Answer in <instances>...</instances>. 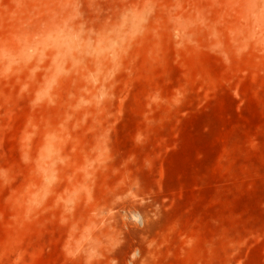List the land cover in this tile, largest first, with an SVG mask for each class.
<instances>
[{
	"label": "rangeland",
	"instance_id": "rangeland-1",
	"mask_svg": "<svg viewBox=\"0 0 264 264\" xmlns=\"http://www.w3.org/2000/svg\"><path fill=\"white\" fill-rule=\"evenodd\" d=\"M0 264H264V0H0Z\"/></svg>",
	"mask_w": 264,
	"mask_h": 264
},
{
	"label": "bare ground",
	"instance_id": "bare-ground-1",
	"mask_svg": "<svg viewBox=\"0 0 264 264\" xmlns=\"http://www.w3.org/2000/svg\"><path fill=\"white\" fill-rule=\"evenodd\" d=\"M134 19H136V18L134 17ZM131 20H132V19H131ZM136 20H137V19H136ZM136 20H133V21H136ZM131 23H132V22H131ZM133 24H137V22H136V23L133 22ZM133 24H131V25L134 26ZM133 28H134V27H133ZM118 33H119V32H118ZM51 35H52V34H51ZM52 36H53V35H52ZM55 36H56V35H55ZM123 36H124V35H123ZM49 38L52 39V37H49ZM49 38H48V39H49ZM53 39H54V38H53ZM58 39H59V38H58ZM58 39H57V40H58ZM117 41H118V40H117ZM70 42H72V41H70ZM109 42H110V43H114V39L111 38V39L109 40ZM46 43L49 44L48 42H46ZM50 43H51V42H50ZM78 44H79V43H78ZM108 44H109V43H107L106 45H108ZM71 46H72V45H71ZM78 47H79V45H78ZM91 47L93 48L92 45H91ZM113 47H114V46H113ZM62 48H63V47H62ZM66 49H67V48H66ZM72 49H73V48H72ZM113 51H115V50H113ZM60 52H61V51H60ZM61 53H62V52H61ZM66 53H67V52H66ZM67 55H68V54H67ZM65 57H66V56H65ZM60 63H61V62H60ZM57 65H58V64H57Z\"/></svg>",
	"mask_w": 264,
	"mask_h": 264
}]
</instances>
